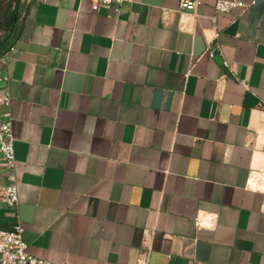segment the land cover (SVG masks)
<instances>
[{"label": "crops", "instance_id": "obj_1", "mask_svg": "<svg viewBox=\"0 0 264 264\" xmlns=\"http://www.w3.org/2000/svg\"><path fill=\"white\" fill-rule=\"evenodd\" d=\"M198 1L193 15L180 0H15L0 75L29 253L264 264V192L247 187L264 172V0ZM11 212L0 203V229Z\"/></svg>", "mask_w": 264, "mask_h": 264}, {"label": "built area", "instance_id": "obj_2", "mask_svg": "<svg viewBox=\"0 0 264 264\" xmlns=\"http://www.w3.org/2000/svg\"><path fill=\"white\" fill-rule=\"evenodd\" d=\"M7 0H0V15L2 13L1 5ZM112 0H93V10H98L101 5L110 4ZM198 0H180V9L191 12L195 15ZM244 3L238 0H216L214 8L217 13H228L233 9L254 4ZM219 32L216 31L217 39ZM216 50L208 46L207 53L210 57L215 55ZM225 66H229L227 61ZM0 82L3 85V94L0 97V103L6 107V112L0 116V153L3 156L4 167L8 170L7 182L0 184V203L5 205L10 211L14 220L10 229H0V264H61L51 260L35 256L28 251V243L25 239V227L20 219L18 212L19 194L18 180L16 177V158L14 150L13 120L10 111L11 95L8 89V76L0 75ZM264 106V102L260 103ZM248 189L264 192V172L252 171L247 181ZM215 218L213 215L199 216L196 219L198 228L214 227ZM141 264H147V254L141 261Z\"/></svg>", "mask_w": 264, "mask_h": 264}, {"label": "trees", "instance_id": "obj_3", "mask_svg": "<svg viewBox=\"0 0 264 264\" xmlns=\"http://www.w3.org/2000/svg\"><path fill=\"white\" fill-rule=\"evenodd\" d=\"M14 2L15 0H7L1 5L0 31L3 33H0V57L9 50L13 42L12 29H16Z\"/></svg>", "mask_w": 264, "mask_h": 264}, {"label": "rangeland", "instance_id": "obj_4", "mask_svg": "<svg viewBox=\"0 0 264 264\" xmlns=\"http://www.w3.org/2000/svg\"><path fill=\"white\" fill-rule=\"evenodd\" d=\"M0 33H3V31H0ZM5 36V35H4Z\"/></svg>", "mask_w": 264, "mask_h": 264}, {"label": "water", "instance_id": "obj_5", "mask_svg": "<svg viewBox=\"0 0 264 264\" xmlns=\"http://www.w3.org/2000/svg\"><path fill=\"white\" fill-rule=\"evenodd\" d=\"M15 21H16V16H15Z\"/></svg>", "mask_w": 264, "mask_h": 264}]
</instances>
